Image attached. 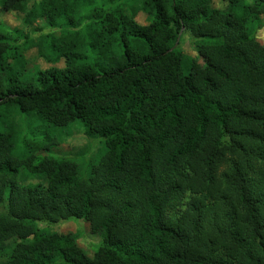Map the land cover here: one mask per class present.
Instances as JSON below:
<instances>
[{
    "label": "trees",
    "instance_id": "1",
    "mask_svg": "<svg viewBox=\"0 0 264 264\" xmlns=\"http://www.w3.org/2000/svg\"><path fill=\"white\" fill-rule=\"evenodd\" d=\"M224 1L0 0V264H264V0ZM35 48L66 69L26 75ZM68 125L80 164L53 152ZM71 219L93 257L38 226Z\"/></svg>",
    "mask_w": 264,
    "mask_h": 264
},
{
    "label": "rangeland",
    "instance_id": "2",
    "mask_svg": "<svg viewBox=\"0 0 264 264\" xmlns=\"http://www.w3.org/2000/svg\"><path fill=\"white\" fill-rule=\"evenodd\" d=\"M31 5L34 4V2H39L40 0H31ZM229 5L228 2L224 0H212V8H220L225 9ZM136 18V17H135ZM136 21L140 25H148L149 17L146 14L139 13ZM263 25L259 27L255 34V40L261 44L264 45V19L262 20ZM0 23L6 24L10 28H19L21 27V21L18 19L16 14H12L9 12H5L0 7ZM49 30L45 29L43 32L47 33ZM196 40L193 39L189 34H186L181 39V47L180 49L185 53V55L191 57L194 61L201 65H203V59L198 54L196 50ZM81 53L84 57L82 59L86 60L89 58L88 61L96 60L98 63H102V58L99 57V50L92 48L90 46L87 47V49L77 51ZM27 65L25 68L26 75H29L28 73H32L34 76L35 68H38L42 71L49 70L50 68H56V70L64 71L66 69L67 64L64 59H60V61L56 64L50 63L48 61H45L41 54L39 53L38 48L32 49L28 53V59H27ZM26 80V79H24ZM27 81V80H26ZM19 119V118H18ZM27 122L25 123V127H22L23 133L25 134L27 131ZM54 130H49V132ZM50 132V133H52ZM84 130L77 129L76 125H68L67 127L61 128L57 131V138H62V144L59 145L57 148L58 150H53L55 156H67L70 157L72 160L77 161L79 164L83 162V158L80 157V155L84 154H92L93 149L95 146V141L92 139H88L84 135ZM61 133L63 134L61 136ZM67 135V136H66ZM89 146H92L91 152H86L87 149H89ZM70 154V156L68 155ZM65 158V157H64ZM39 180L36 181H27L24 180L19 181L20 184L27 185L29 183H38ZM39 228L42 230H46L49 232H56L62 235L67 234H73L77 235L79 237V244L82 248L86 250V253L88 256L93 257L95 252L99 249V245L101 242V238L97 235H93L90 232V227L85 221L81 220H68L63 221L57 224H47V223H38Z\"/></svg>",
    "mask_w": 264,
    "mask_h": 264
},
{
    "label": "clouds",
    "instance_id": "3",
    "mask_svg": "<svg viewBox=\"0 0 264 264\" xmlns=\"http://www.w3.org/2000/svg\"><path fill=\"white\" fill-rule=\"evenodd\" d=\"M140 13L146 14L148 17L150 16L148 13H145V12H140ZM138 15H139V13H138ZM138 15L136 16L135 19H137ZM136 22H137V21H136ZM185 35H186V34L182 33V37L185 36ZM180 43H181V41H180ZM40 229H41V228H40Z\"/></svg>",
    "mask_w": 264,
    "mask_h": 264
}]
</instances>
